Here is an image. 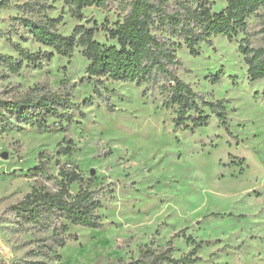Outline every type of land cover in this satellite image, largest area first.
<instances>
[{
    "label": "rangeland",
    "instance_id": "374dc122",
    "mask_svg": "<svg viewBox=\"0 0 264 264\" xmlns=\"http://www.w3.org/2000/svg\"><path fill=\"white\" fill-rule=\"evenodd\" d=\"M26 1L34 0H0V56H18L12 41L44 57L39 67L24 63L18 73L0 62V97L55 92L67 94L80 110L71 109L72 124L49 117L48 131L0 130V264H126L146 246L159 251L173 236L179 257L193 247L183 233L202 241L195 264H264L263 80H248L237 51L244 37L264 46V6L232 42L212 36L197 46L196 56L174 40L182 61L179 76L207 99L224 100L227 113L225 126L207 110V125L184 131L174 127V111L162 106L167 93L158 85L88 77L83 47L58 54L37 42L21 21L54 19L64 36L84 25L110 46L116 43L106 29L122 22L121 3L85 7L77 18L61 0H37L45 6L39 13L24 6ZM204 1L214 12L226 6V0ZM64 136L74 142L71 156L56 154ZM40 154L47 170L35 175L30 170ZM57 161L77 167L85 179L94 176L92 186L106 195L98 209L102 225H69L75 239L64 246L49 231L20 223L11 209L34 187L57 189ZM78 190L77 183L70 186L71 193Z\"/></svg>",
    "mask_w": 264,
    "mask_h": 264
},
{
    "label": "trees",
    "instance_id": "16d2710c",
    "mask_svg": "<svg viewBox=\"0 0 264 264\" xmlns=\"http://www.w3.org/2000/svg\"><path fill=\"white\" fill-rule=\"evenodd\" d=\"M72 16L82 17V9L90 6L110 8L121 3L124 11L122 22L115 28H107L108 37L116 44L106 46L95 39V30L77 25L69 36L56 31V20L34 21L21 18L33 38L52 47L58 54L69 55L76 46L83 47L82 54L89 61L88 77L107 76L113 80H127L136 84L148 83L167 93L162 106L174 111L173 124L177 129L194 131L207 125L211 118L209 110L221 125H226L227 113L224 100H209L203 93L195 91L178 74L182 61L177 56L174 40H182L190 55H198L200 43H210L215 35H223L229 42L247 29V19L261 7L264 0H226V6L219 12L211 10L204 0H61ZM24 6L38 13L45 6L37 0L26 1ZM264 39V38H263ZM11 47L18 54L1 55L0 62L10 72L18 73L24 63L37 68L42 63L40 52H32L19 43L11 41ZM243 55L249 81L263 80L261 96L264 98V46H253L244 37L237 46ZM213 77L218 82L220 74ZM97 96L102 97L95 87ZM87 104V100L84 101ZM80 106L71 102L67 94L44 92L36 96H22L16 99L0 97V130H19L25 126L48 131L52 124L49 117L58 118L67 124L75 122L71 109ZM75 151L74 142L64 136L56 145L57 155L71 156ZM40 154L39 164L30 171L35 175L46 172L45 162ZM57 189L44 186L34 187L21 200L12 204L11 209L22 224L47 230L51 240L64 246L69 239H75L69 225L98 228L102 225L98 209L102 206L105 194L102 188L92 185L96 178L87 179L75 166H67L57 161ZM74 183L79 185L77 193L70 191ZM179 236L176 234L175 237ZM171 237L159 251L146 246L140 250L137 259L126 264H195L200 260L197 251L202 241L182 234L190 251L174 256Z\"/></svg>",
    "mask_w": 264,
    "mask_h": 264
}]
</instances>
